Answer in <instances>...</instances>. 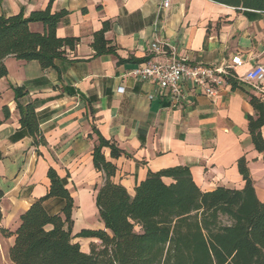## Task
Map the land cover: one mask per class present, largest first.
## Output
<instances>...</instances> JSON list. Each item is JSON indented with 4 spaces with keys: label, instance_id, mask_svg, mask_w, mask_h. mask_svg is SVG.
<instances>
[{
    "label": "crops",
    "instance_id": "1",
    "mask_svg": "<svg viewBox=\"0 0 264 264\" xmlns=\"http://www.w3.org/2000/svg\"><path fill=\"white\" fill-rule=\"evenodd\" d=\"M49 0H2L0 14L46 7ZM53 0L51 11L67 10L58 24L59 37H78L65 58L54 67L42 69L37 61L7 56L6 76L0 79V240L7 251L20 215L44 196L52 167L64 178L73 198L72 235L82 229H104L95 204L103 175L92 163L97 144L95 127L127 155L106 159L116 171L112 180L130 195L150 171L187 166L202 191L217 186L239 189L243 180L237 159L245 156L257 198L264 202V159L252 145L247 115L254 111L249 94L264 92V80L256 85L243 80L256 65L264 66V12L225 5L213 0ZM110 21L105 38L115 53L94 55L93 32ZM30 29L42 32L40 23ZM165 40L174 57L192 64L232 67L238 81L235 88L224 80L216 95L205 94L189 81L182 82L183 99L168 89L141 81L130 71L149 60H164L150 43ZM241 63L234 65L233 58ZM12 86L22 87L21 104L32 103L45 144H33L20 127L17 101ZM264 138V125L260 129ZM166 183L170 178H164ZM60 198H48L50 213L62 207ZM88 252L95 238L75 237ZM1 243V242H0Z\"/></svg>",
    "mask_w": 264,
    "mask_h": 264
},
{
    "label": "trees",
    "instance_id": "2",
    "mask_svg": "<svg viewBox=\"0 0 264 264\" xmlns=\"http://www.w3.org/2000/svg\"><path fill=\"white\" fill-rule=\"evenodd\" d=\"M225 5L264 12V0H213ZM2 0H0L1 4ZM46 7L24 16L23 10L13 15L0 14V79L7 74L4 59L37 61L42 69L54 67L56 59L65 58L73 50L78 37H59L58 24L67 10L51 11ZM40 23L42 32L30 29ZM105 20L93 32L90 46L94 55L115 53V46L104 36L110 29ZM226 81L237 86L235 73L227 70ZM19 124L33 144H45L32 103L21 104L22 87L12 86ZM254 111L247 115V129L253 148L264 159V92L249 94ZM97 144L92 149V163L103 175L97 189L95 204L104 229H82L72 235L73 198L65 180L50 167L49 185L44 196L34 200L20 215L13 231L1 229L14 240L8 249L13 264H264V202L255 193L245 156L237 159L243 180L239 189L217 186L202 191L194 182L187 166H174L148 171L136 184L134 194L112 180L116 166L106 159L102 149L108 148L110 158L127 155L116 144L104 138L93 127ZM164 178L172 181L166 183ZM63 202L58 213L44 206L48 198ZM1 215V214H0ZM75 237L95 238L88 252L82 251Z\"/></svg>",
    "mask_w": 264,
    "mask_h": 264
},
{
    "label": "built area",
    "instance_id": "3",
    "mask_svg": "<svg viewBox=\"0 0 264 264\" xmlns=\"http://www.w3.org/2000/svg\"><path fill=\"white\" fill-rule=\"evenodd\" d=\"M169 0H163L162 6L166 7ZM150 49L159 55H164V60H149L137 66L130 74L141 81L158 84L161 88L168 89L175 99H183L182 82L189 81L192 86L200 88L205 94L216 95V86L225 80L228 68L210 67L203 64L189 63L185 58L174 57V48L167 41L155 39L150 43ZM240 58L234 57L233 64H240ZM249 84H258L264 80V66L259 64L249 69L243 76Z\"/></svg>",
    "mask_w": 264,
    "mask_h": 264
},
{
    "label": "rangeland",
    "instance_id": "4",
    "mask_svg": "<svg viewBox=\"0 0 264 264\" xmlns=\"http://www.w3.org/2000/svg\"><path fill=\"white\" fill-rule=\"evenodd\" d=\"M0 264H13L8 258V251L6 243L0 240Z\"/></svg>",
    "mask_w": 264,
    "mask_h": 264
}]
</instances>
